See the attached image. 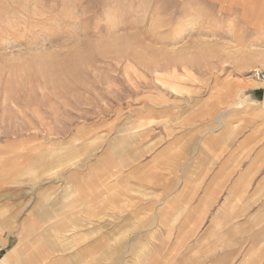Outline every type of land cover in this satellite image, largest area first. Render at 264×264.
Segmentation results:
<instances>
[{
    "label": "rangeland",
    "instance_id": "374dc122",
    "mask_svg": "<svg viewBox=\"0 0 264 264\" xmlns=\"http://www.w3.org/2000/svg\"><path fill=\"white\" fill-rule=\"evenodd\" d=\"M262 75L264 0H0V264H174L118 221L61 226L66 176L201 120L264 141Z\"/></svg>",
    "mask_w": 264,
    "mask_h": 264
},
{
    "label": "crops",
    "instance_id": "0c3cea01",
    "mask_svg": "<svg viewBox=\"0 0 264 264\" xmlns=\"http://www.w3.org/2000/svg\"><path fill=\"white\" fill-rule=\"evenodd\" d=\"M229 129L201 120L162 142L153 135L135 160L131 141L111 144L118 158L105 157L102 175L89 164L66 176L70 189L57 201L71 220L61 226L113 220L174 264H252L251 252L264 243V141L252 133L260 128L235 138Z\"/></svg>",
    "mask_w": 264,
    "mask_h": 264
},
{
    "label": "water",
    "instance_id": "95a60500",
    "mask_svg": "<svg viewBox=\"0 0 264 264\" xmlns=\"http://www.w3.org/2000/svg\"><path fill=\"white\" fill-rule=\"evenodd\" d=\"M258 94L260 95V98H261V94H262V90L261 89L258 91Z\"/></svg>",
    "mask_w": 264,
    "mask_h": 264
},
{
    "label": "built area",
    "instance_id": "2783aa9c",
    "mask_svg": "<svg viewBox=\"0 0 264 264\" xmlns=\"http://www.w3.org/2000/svg\"><path fill=\"white\" fill-rule=\"evenodd\" d=\"M262 78H264V75H262Z\"/></svg>",
    "mask_w": 264,
    "mask_h": 264
}]
</instances>
